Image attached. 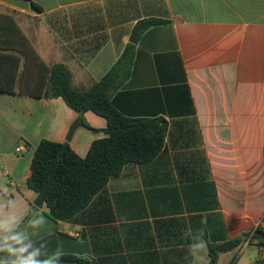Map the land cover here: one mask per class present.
Listing matches in <instances>:
<instances>
[{
  "label": "crops",
  "instance_id": "0c3cea01",
  "mask_svg": "<svg viewBox=\"0 0 264 264\" xmlns=\"http://www.w3.org/2000/svg\"><path fill=\"white\" fill-rule=\"evenodd\" d=\"M0 0L46 66L64 64L75 88L99 82L131 44L138 21L158 18L138 39L129 80L112 95L128 117L163 118L152 161L127 164L70 220L50 218L28 186L42 140L69 141L85 157L107 121L62 98L0 92V262L207 264V240L264 229V0ZM37 67L17 83L33 89ZM22 226L20 229H18ZM18 231L14 233L16 230ZM264 245H242L218 264H260Z\"/></svg>",
  "mask_w": 264,
  "mask_h": 264
},
{
  "label": "trees",
  "instance_id": "16d2710c",
  "mask_svg": "<svg viewBox=\"0 0 264 264\" xmlns=\"http://www.w3.org/2000/svg\"><path fill=\"white\" fill-rule=\"evenodd\" d=\"M23 1L28 2L32 10L42 11L33 0ZM168 23L169 21L158 18L138 21L133 31L135 42L125 48L99 82L89 89L82 90L73 86V75L67 66H46L15 20L9 15H0L1 93H28L32 97L45 99L62 98L77 114L83 116L87 112H93L107 121V127L102 130L107 137L94 141L85 157L76 154L69 142L42 140L36 148L31 163V176L27 183L32 190L39 193L55 169L45 198L51 219H72L84 210L109 180L118 176L127 164L150 162L162 151L168 130L167 121L163 118L125 116L113 105L112 95L121 89L131 76L136 43L141 35ZM22 62L26 68L28 65L38 68L40 79L33 89L21 87L17 90ZM83 123L92 131H99L84 119ZM3 240L0 239V242ZM246 241L263 246L264 229L259 226L252 232L221 243L207 240V264H218L222 254L239 248ZM76 260L66 255L47 264H75Z\"/></svg>",
  "mask_w": 264,
  "mask_h": 264
},
{
  "label": "water",
  "instance_id": "95a60500",
  "mask_svg": "<svg viewBox=\"0 0 264 264\" xmlns=\"http://www.w3.org/2000/svg\"><path fill=\"white\" fill-rule=\"evenodd\" d=\"M135 39H136V36L134 35L131 39V43H134L135 42ZM84 125L83 123V120L81 117H78L76 119V121L71 125L70 129H69V132L67 134V137H66V141L69 142L74 133L76 132V130H78L79 128H81L82 126ZM57 166V165H56ZM54 172H55V169L52 171L47 183L44 185V187L42 188V190L38 193L37 195V198L35 199V201L33 202L34 206L37 207V208H42L43 205L45 204V198H46V194H47V191L51 185V182L53 180V176H54Z\"/></svg>",
  "mask_w": 264,
  "mask_h": 264
},
{
  "label": "built area",
  "instance_id": "2783aa9c",
  "mask_svg": "<svg viewBox=\"0 0 264 264\" xmlns=\"http://www.w3.org/2000/svg\"><path fill=\"white\" fill-rule=\"evenodd\" d=\"M248 243V241H246L243 245H246ZM260 264H264V255L260 256Z\"/></svg>",
  "mask_w": 264,
  "mask_h": 264
},
{
  "label": "rangeland",
  "instance_id": "374dc122",
  "mask_svg": "<svg viewBox=\"0 0 264 264\" xmlns=\"http://www.w3.org/2000/svg\"><path fill=\"white\" fill-rule=\"evenodd\" d=\"M30 67H32L31 65H28L27 69H29ZM25 89V88H24ZM95 115V114H94Z\"/></svg>",
  "mask_w": 264,
  "mask_h": 264
}]
</instances>
